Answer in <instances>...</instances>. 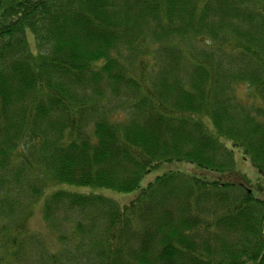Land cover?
<instances>
[{"label": "trees", "instance_id": "16d2710c", "mask_svg": "<svg viewBox=\"0 0 264 264\" xmlns=\"http://www.w3.org/2000/svg\"><path fill=\"white\" fill-rule=\"evenodd\" d=\"M233 149L264 177V0H0V264H264ZM173 162L228 179L140 188ZM37 204L50 228L82 216L53 252L26 226Z\"/></svg>", "mask_w": 264, "mask_h": 264}, {"label": "rangeland", "instance_id": "374dc122", "mask_svg": "<svg viewBox=\"0 0 264 264\" xmlns=\"http://www.w3.org/2000/svg\"><path fill=\"white\" fill-rule=\"evenodd\" d=\"M30 49L34 51V46L32 45V42L30 44ZM243 90V89H242ZM114 107H117V105H114ZM205 125L209 129V131H214L213 127L211 125V122L209 120L206 121ZM221 141L223 142V139L221 138ZM224 143L229 146L228 141H224ZM234 154V174L231 175V179L236 181L237 183L244 185L247 189H249L252 193V195L255 198L264 200V177L259 175L257 171L252 167L249 161L244 160L241 156L240 152L236 149H233ZM167 172H178L186 176L195 177V178H204L207 181H213V180H221L225 181L228 179L227 174H215L211 173L205 170H201L194 165H190L187 163H180V162H173L170 164H162L158 166L156 169L152 170L149 174L145 175L141 182H140V188L145 187L149 182H152L157 176H161L164 173ZM60 188V187H58ZM51 187L49 186V190ZM64 189L69 190L70 192H75L78 194L83 195H94V196H102L108 199H111L114 202H117L119 206H124L128 204L131 200H133L137 195L139 194L140 190L136 189L133 192L120 194L116 193L111 190H105V189H99V188H83V187H69L66 186ZM119 201V202H118ZM22 203L25 205L26 201L24 200V197L22 198ZM28 203V200H27ZM28 205V204H27ZM41 207L40 204H37L34 207V212L32 213V216H30L27 220L26 226L29 230V232L35 234L36 240L34 241V244H45L47 252H53L55 250L54 245V239L51 234L55 233V230H60L62 233L68 232L70 226H72L71 223H76L79 221V219L82 218L77 212H70L67 214L61 213L59 216H57V228H50L48 222L43 219ZM10 221V220H9ZM2 223H5L7 226L9 225V222H2L1 215H0V250L4 246L2 242V235H5L7 230L2 229L3 225ZM55 229V230H53ZM51 231V232H50ZM66 236V235H64ZM42 238L45 243L42 242ZM41 254V252H40ZM39 258L38 254L33 252L31 253V259L35 264H38V261H35ZM62 264H76L75 262H68L67 259L64 257L62 258ZM84 264V263H83Z\"/></svg>", "mask_w": 264, "mask_h": 264}]
</instances>
